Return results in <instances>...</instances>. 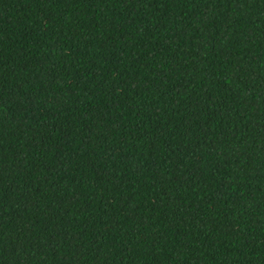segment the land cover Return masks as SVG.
Returning <instances> with one entry per match:
<instances>
[{"label":"trees","instance_id":"1","mask_svg":"<svg viewBox=\"0 0 264 264\" xmlns=\"http://www.w3.org/2000/svg\"><path fill=\"white\" fill-rule=\"evenodd\" d=\"M0 264H264V0H0Z\"/></svg>","mask_w":264,"mask_h":264}]
</instances>
